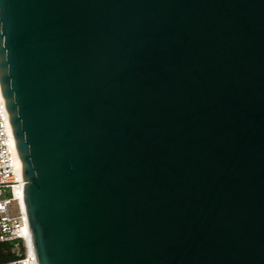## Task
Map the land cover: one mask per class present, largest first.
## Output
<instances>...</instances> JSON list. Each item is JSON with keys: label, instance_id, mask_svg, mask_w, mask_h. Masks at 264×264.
Segmentation results:
<instances>
[{"label": "water", "instance_id": "water-1", "mask_svg": "<svg viewBox=\"0 0 264 264\" xmlns=\"http://www.w3.org/2000/svg\"><path fill=\"white\" fill-rule=\"evenodd\" d=\"M0 86L37 264H264V0H0Z\"/></svg>", "mask_w": 264, "mask_h": 264}, {"label": "built area", "instance_id": "built-area-1", "mask_svg": "<svg viewBox=\"0 0 264 264\" xmlns=\"http://www.w3.org/2000/svg\"><path fill=\"white\" fill-rule=\"evenodd\" d=\"M24 182L0 86V241L14 244L17 257L0 264H37L23 202Z\"/></svg>", "mask_w": 264, "mask_h": 264}, {"label": "trees", "instance_id": "trees-1", "mask_svg": "<svg viewBox=\"0 0 264 264\" xmlns=\"http://www.w3.org/2000/svg\"><path fill=\"white\" fill-rule=\"evenodd\" d=\"M17 257L14 252V244L8 241H0V260L5 263Z\"/></svg>", "mask_w": 264, "mask_h": 264}, {"label": "bare ground", "instance_id": "bare-ground-1", "mask_svg": "<svg viewBox=\"0 0 264 264\" xmlns=\"http://www.w3.org/2000/svg\"><path fill=\"white\" fill-rule=\"evenodd\" d=\"M19 167L22 169V166H21V162H20V160H19Z\"/></svg>", "mask_w": 264, "mask_h": 264}]
</instances>
